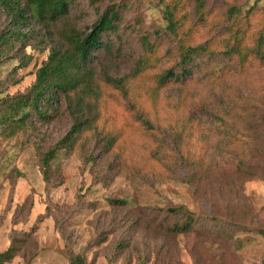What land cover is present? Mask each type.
<instances>
[{
	"label": "rangeland",
	"instance_id": "1",
	"mask_svg": "<svg viewBox=\"0 0 264 264\" xmlns=\"http://www.w3.org/2000/svg\"><path fill=\"white\" fill-rule=\"evenodd\" d=\"M198 6L69 0L68 13L46 24L0 11V35L7 34L0 43V251L12 241L18 248L5 264H69L73 253L91 264H264V59L252 52L264 36V0ZM111 7L116 28L102 37L110 49L89 61L101 87L95 127L60 151L47 182L41 154L74 122L64 96L42 104L45 117L32 110L24 124L1 116H21L10 104L29 93L51 50L64 44L63 32L87 31ZM231 28L243 32V63L227 55ZM181 41L206 51L185 84L159 85L163 72L180 71ZM104 72L128 76V98L103 82ZM176 206L195 216L188 234L170 231L167 209Z\"/></svg>",
	"mask_w": 264,
	"mask_h": 264
},
{
	"label": "trees",
	"instance_id": "2",
	"mask_svg": "<svg viewBox=\"0 0 264 264\" xmlns=\"http://www.w3.org/2000/svg\"><path fill=\"white\" fill-rule=\"evenodd\" d=\"M94 1V0H93ZM198 11L204 6V0H197ZM69 0H26L23 5L20 0H0V11H10L26 23L34 19L39 23L46 24L62 18L68 13ZM234 7L229 10L228 19L232 20L230 25L235 26L237 21ZM174 9L166 6L164 9V18L167 20V28L173 34H176V25L178 20L174 19ZM118 11L111 7L102 13L94 24L87 31H80L70 28L69 31L62 33L64 44L60 48H53L47 61L38 69L36 80L29 93L15 98L10 106L12 111L17 114L21 112L18 118H11L7 112L1 119L3 122H20L24 124L29 113L34 110L40 117L46 116V111L42 109L45 105L57 100V97L63 95L68 103V107L73 115V124L68 134L54 145L48 151L41 155V169L44 179L50 180L51 162L55 160L62 150L73 148L80 136L94 129L97 118L92 115L94 111V101L99 98L101 87L96 81L95 74L89 66L93 52L101 47H107L102 41L103 35L116 28ZM203 19V13H201ZM231 39L235 43L227 50L229 57L237 56L240 63L245 62L248 53L242 52L243 32L239 28H231ZM178 35V31H177ZM7 40V34L0 35V43ZM264 36H259L255 46L252 48L253 54L264 59ZM110 46L107 47V50ZM180 50V71L166 70L158 77L159 85L176 80L178 84H185L192 74L191 68L196 57L206 51V46L179 43ZM103 82L119 90L125 97H129L128 76L113 77L108 73H103ZM143 124L152 126L151 122L144 116H141ZM114 139L108 144V149L114 145ZM183 161L191 163L186 156H181ZM124 203V202H122ZM171 218L170 231L176 234H188L194 228L195 216L185 206L169 207L167 209ZM18 253V248L14 241L10 246L0 251V264L10 262ZM69 264H91L83 253H73L69 258ZM141 264H144L142 261Z\"/></svg>",
	"mask_w": 264,
	"mask_h": 264
}]
</instances>
